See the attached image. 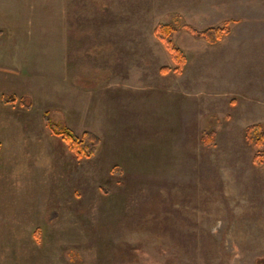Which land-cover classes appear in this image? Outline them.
<instances>
[{
	"label": "rangeland",
	"instance_id": "374dc122",
	"mask_svg": "<svg viewBox=\"0 0 264 264\" xmlns=\"http://www.w3.org/2000/svg\"><path fill=\"white\" fill-rule=\"evenodd\" d=\"M262 2L0 0V264H264Z\"/></svg>",
	"mask_w": 264,
	"mask_h": 264
},
{
	"label": "trees",
	"instance_id": "16d2710c",
	"mask_svg": "<svg viewBox=\"0 0 264 264\" xmlns=\"http://www.w3.org/2000/svg\"><path fill=\"white\" fill-rule=\"evenodd\" d=\"M188 29L196 37H202L207 39L210 43H215L230 32V23L227 21L221 26H211L202 30L196 29L194 27H188ZM174 32L175 27L168 23L159 24L155 29L156 36L165 44L166 48L171 53L173 60L177 64L175 70L180 71L185 65L187 58L184 51L174 43ZM2 100L4 103L22 102L27 107L31 106L27 96H14L11 99H7L4 96ZM44 117L51 131L55 135L61 136L70 144L71 149L73 150L76 157H91L96 153L97 147L100 143V138L98 135L89 130H85L78 135L72 128L50 119L47 113H45ZM246 138L250 145L257 148L262 147L264 145L263 125L260 123L249 125L246 128ZM254 160L257 163H264V149L256 151Z\"/></svg>",
	"mask_w": 264,
	"mask_h": 264
},
{
	"label": "crops",
	"instance_id": "0c3cea01",
	"mask_svg": "<svg viewBox=\"0 0 264 264\" xmlns=\"http://www.w3.org/2000/svg\"><path fill=\"white\" fill-rule=\"evenodd\" d=\"M259 4H263L262 0H259ZM259 9H260V7H259ZM1 102H2V100H1Z\"/></svg>",
	"mask_w": 264,
	"mask_h": 264
}]
</instances>
